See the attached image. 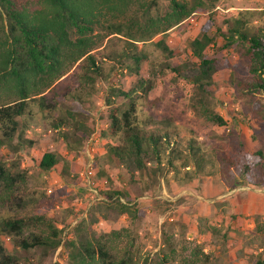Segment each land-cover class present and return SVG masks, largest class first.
Here are the masks:
<instances>
[{
  "label": "rangeland",
  "instance_id": "1",
  "mask_svg": "<svg viewBox=\"0 0 264 264\" xmlns=\"http://www.w3.org/2000/svg\"><path fill=\"white\" fill-rule=\"evenodd\" d=\"M245 10L251 12L250 24L264 28V0H217L212 13H192L166 34L137 42V47L146 53L138 75L112 67V53L121 48L123 39L115 34L104 35L92 52L106 79L93 84L84 82V66L77 63L52 89L45 91L49 99L55 93L62 95L59 110L77 102L79 94L81 114L93 132L79 150L70 151L50 125L57 110L40 111L34 104L33 119H26V138L32 137L33 143L16 152L0 149L2 160L8 165L13 163L14 170L24 176V183H16L14 192L7 196L0 184V219L21 218L24 222L20 238L0 233L4 250L0 252V264H66L61 245L55 250L29 248L27 260L7 259L21 250L18 239L30 242L33 235L49 232L46 223L35 221L37 216L62 228V241L73 238L81 227L96 233L126 227L128 232L118 242V251L123 253L128 248L132 264H145L155 256L162 247V233L175 246L169 264H256L257 260L264 264L260 247L264 240V188L241 184L232 188L230 177L214 155L216 150L228 148V129L241 130L250 137L254 128L258 137L264 138V95L252 87L243 50L221 49L222 40L217 38L218 44L207 48L208 55L220 61V67L212 74L208 97L226 125L207 121L195 108L193 76L197 69L188 44L204 24L208 23L209 32L213 33L225 18ZM159 39L172 50L171 55L154 45ZM171 67H178L179 72ZM139 78L151 81L146 93L137 89L134 94L144 132L167 133L166 140H162L165 150L187 153L194 141L203 161L188 169L177 159L176 170L164 168L144 194L131 201L137 203L139 212L138 218L131 221L126 214L109 210L112 200L100 193L110 180L122 185L128 177L123 168L118 169L106 157L107 145L119 144L120 138L109 132L104 135L101 130L107 124L106 114L111 106L106 102L110 88L128 90ZM113 100L112 106L123 102L116 97ZM46 151L58 156L57 164L49 170L38 166ZM122 177L125 180L121 183ZM120 201L125 202L123 198ZM201 252L207 255L206 259Z\"/></svg>",
  "mask_w": 264,
  "mask_h": 264
},
{
  "label": "trees",
  "instance_id": "2",
  "mask_svg": "<svg viewBox=\"0 0 264 264\" xmlns=\"http://www.w3.org/2000/svg\"><path fill=\"white\" fill-rule=\"evenodd\" d=\"M216 3L217 0H0V149L16 152L33 143L32 137L26 138V119H33L35 104L40 111L57 110L50 125L68 150H79L93 132L81 114L79 94L77 102L59 110L57 105L62 104V95L55 93L49 99L45 91L52 89L77 63L84 66L81 76L84 82L93 84L98 79H106L92 52L104 35L115 34L123 39L121 48L112 53L111 59L115 63L112 67L120 68L121 73L138 75L146 53L137 47V42L145 43L159 34H166L192 13L209 11L210 14ZM250 13L245 10L225 18L222 25L215 26L213 33L209 32L211 27L206 23L188 43L197 69L193 76L195 108L217 126H225L226 120L214 110L208 94L212 74L220 67V61L207 53V48L218 44L217 38L222 40L221 49L238 47L243 50L252 87L264 95V28L250 24ZM154 45L166 55L172 54L163 39L155 41ZM171 69L179 72L178 67ZM150 86L149 79L139 78L128 90L110 88L106 102L111 106L106 114L107 124L101 130L104 135L109 132L120 138L119 144L107 145L106 157L118 169L123 168L128 177L126 180L121 178V183L125 180L122 185L107 177L110 182L100 193L105 199L112 200L109 210L118 215L126 214L131 221L139 216L137 203L131 201L142 196L144 189L156 181L164 168L176 170L174 161L177 159H181L182 167L188 169L198 167L203 161L194 141L187 153L179 149L165 150L162 140H166L167 133L144 132L134 94L137 89L146 93ZM115 97L123 102L112 106ZM258 135L254 128L250 137L241 130L228 129L225 134L229 140L228 148L214 152L230 177L232 188L239 184L264 188V138ZM57 162L58 156L46 151L38 166L49 170ZM14 169L13 163L8 165L0 157V184L4 186L6 196L14 192L16 183H24L23 174ZM35 221L46 223L49 232L33 235L30 242L18 239L21 250L7 259L27 260L29 248L55 250L61 245L66 252V264H132L128 248L125 247L123 253L118 251V242L128 232L126 227L100 233L81 227L73 238L62 241V228H57L51 221L45 222L42 216L35 217ZM23 226L21 218L0 219V233L14 234L16 238H20ZM161 241L162 247L145 264H169L175 246L165 233H162ZM260 247L264 252V240ZM0 252H4L1 245ZM201 253L206 259L207 255ZM256 264L262 263L257 260Z\"/></svg>",
  "mask_w": 264,
  "mask_h": 264
}]
</instances>
